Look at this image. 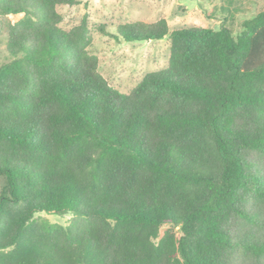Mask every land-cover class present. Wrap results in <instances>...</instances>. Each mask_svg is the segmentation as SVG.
<instances>
[{
  "label": "trees",
  "instance_id": "trees-1",
  "mask_svg": "<svg viewBox=\"0 0 264 264\" xmlns=\"http://www.w3.org/2000/svg\"><path fill=\"white\" fill-rule=\"evenodd\" d=\"M78 3L0 0L21 14L0 65V264H264V10L237 33L98 24L169 37L166 67L124 93L87 18L60 27Z\"/></svg>",
  "mask_w": 264,
  "mask_h": 264
},
{
  "label": "rangeland",
  "instance_id": "rangeland-1",
  "mask_svg": "<svg viewBox=\"0 0 264 264\" xmlns=\"http://www.w3.org/2000/svg\"><path fill=\"white\" fill-rule=\"evenodd\" d=\"M61 28L68 30L83 17L88 20L91 43L88 49L99 60V71L107 82L120 92H128L145 72L166 67L170 52L169 37L151 41H125L105 36L96 30L105 24L110 32L126 22H153L164 18L170 30L201 26L219 28L222 24L234 33L242 22L264 10V0H79L76 5H60ZM21 14L0 17V65L10 60L5 49L7 22H14ZM4 180L0 177V188ZM35 218L50 223L69 224L72 214H35ZM163 229V228H162Z\"/></svg>",
  "mask_w": 264,
  "mask_h": 264
}]
</instances>
